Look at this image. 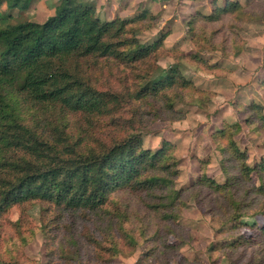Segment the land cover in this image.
<instances>
[{"label": "trees", "instance_id": "1", "mask_svg": "<svg viewBox=\"0 0 264 264\" xmlns=\"http://www.w3.org/2000/svg\"><path fill=\"white\" fill-rule=\"evenodd\" d=\"M3 4L22 13L31 0H0V8ZM11 18L12 14L0 12V217L33 202L49 204L62 214L89 215L107 210L119 190L135 196L156 192L163 219L169 222V237L174 239L185 197L201 201L207 195L217 204L210 207L211 217L219 216L222 208L233 231L246 225L255 230L244 244L264 237V225L243 221L252 210L264 217V161L249 164L248 151L235 139L238 123L223 122L212 134L224 181L208 176V163L201 161L198 181L176 190V145L165 140L154 152L145 149L135 121L120 119L132 110L140 123L144 107L158 104L159 119L182 121L186 113L176 109L177 103L214 96L176 67L153 76L159 59L168 52L166 35L152 43L140 42L137 35L157 23L156 15L145 9L132 19L104 21L84 0H59L43 22L28 19L11 24ZM254 21L264 22V0L246 4L213 0L210 13L190 15L188 30L195 46L207 45L224 58L237 57L246 48L242 29ZM185 58L203 72L223 71L198 55ZM104 69L115 72L122 82L132 80L133 85L123 90L97 87L88 71ZM259 87L264 91V78ZM19 107L59 110L76 130L67 132L68 123L61 126L36 118L28 123ZM237 107L264 147V105L252 101ZM123 132L124 136L117 135ZM167 245L175 246L169 239Z\"/></svg>", "mask_w": 264, "mask_h": 264}, {"label": "rangeland", "instance_id": "2", "mask_svg": "<svg viewBox=\"0 0 264 264\" xmlns=\"http://www.w3.org/2000/svg\"><path fill=\"white\" fill-rule=\"evenodd\" d=\"M84 1L94 5L104 21L117 17L132 19L140 11L150 10L158 21L151 29L141 31L137 38L142 43H152L166 35L168 49L159 59L153 76L160 77L176 67L198 87L214 93L210 99L177 103L176 109L186 113L182 121L159 119L158 104L144 107L140 123L132 110L120 116L122 122L135 121L145 149L154 152L165 140L176 145L179 169L176 190L188 189L198 181L201 161L208 163V176L224 181L221 155L212 141V134L223 122L239 124L235 139L241 149L248 151L250 165L264 161L262 139L249 129L245 122L247 116L237 107L252 101L264 105V91L259 87L264 78V22L246 24L241 32L246 41L245 50L237 57L224 58L221 52H213L207 45L195 46L188 30L190 15L197 11L210 13L213 0ZM240 1L246 4L252 0ZM58 4L59 0H31L25 12L9 11L7 4L1 6L0 12L12 14L8 21L11 24L28 19L43 22ZM186 54L218 64L223 71L203 72L185 58ZM88 73L101 89L123 90L125 85H133L132 80L122 82L115 78V72L107 69ZM18 110L28 123L36 118L61 126L68 123L67 132L76 130L72 120H66L59 110L30 111L25 107ZM124 133L117 135L124 136ZM158 196L156 192L135 196L119 190L113 194L114 202L107 210L76 217L62 214L46 203L33 202L24 208H12L0 217V261L4 264H264V237L244 244L255 230L246 225L233 231V224L225 222L222 208L218 209L219 216L211 217L210 207L217 208V204L207 195L201 201L185 197L178 215L179 227L175 229L174 239L169 237L166 228L169 222L163 219L159 207L162 200ZM253 211L243 221L264 225V217ZM168 239L175 246L169 247ZM233 243L240 246L230 248Z\"/></svg>", "mask_w": 264, "mask_h": 264}]
</instances>
